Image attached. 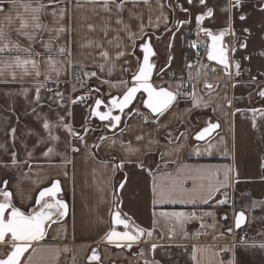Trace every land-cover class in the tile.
Segmentation results:
<instances>
[{
    "label": "crops",
    "instance_id": "obj_1",
    "mask_svg": "<svg viewBox=\"0 0 264 264\" xmlns=\"http://www.w3.org/2000/svg\"><path fill=\"white\" fill-rule=\"evenodd\" d=\"M0 8V192L7 182L12 204L27 212L58 181L69 208L21 264H96L95 251L103 263L130 264L129 252L105 243L115 207L144 231L142 263L264 264V0H0ZM204 30L227 34L230 70L206 56L193 64ZM147 37L157 87L178 94L185 85V97L154 116L142 96L116 133L96 138V98L129 88ZM209 123L218 130L195 140ZM239 211L254 215L250 242L234 230Z\"/></svg>",
    "mask_w": 264,
    "mask_h": 264
},
{
    "label": "water",
    "instance_id": "obj_2",
    "mask_svg": "<svg viewBox=\"0 0 264 264\" xmlns=\"http://www.w3.org/2000/svg\"><path fill=\"white\" fill-rule=\"evenodd\" d=\"M203 35H204V39L206 40V48H207L206 58H207V60L210 61L211 63H214L217 66L223 68L224 70H230L231 69V62H230V54H229V43L226 41L227 34L224 32L215 33V32H212L210 30H206V31L204 30ZM140 50L143 53L142 61H141V64H140V67H139L137 73L131 79V85L129 86V88L121 95L116 94V95H113L109 98H105L104 96H99L96 98V100L92 106L91 120H97L100 124L105 125L107 130H109L110 132L115 131L116 129H118L121 126L124 114L127 111H129L139 101L140 97H142V96H143V99H142L143 108L154 116H158L164 110L169 108L173 104V102L176 100L177 93L175 91H173L167 87H157V85L155 83V77H156V73H157V65L154 62V57L156 56V51H155V48L151 42L150 37L146 38L145 42L140 46ZM146 56L148 58V64L151 65V70H150V73H149V76H148V79L146 82L145 81H138L136 79V76L139 74L140 69L142 67H145L144 58ZM143 83H147L148 85H150L156 92L164 91V92L171 93L172 97H174V98L169 100L167 97H161L160 98L161 104L159 105L158 110L154 112L152 110V108H150L148 106L149 105V93L147 91H145L144 88L141 86ZM133 87H136L138 90L133 95L132 99L129 100L126 105H124L123 110L121 111L120 105L124 104V97L127 95L128 91ZM92 89L94 90L95 87L92 86ZM96 91H98V93H102L99 90H96ZM113 101L116 102L115 105L113 104ZM164 101H166V104L164 103ZM97 113H100L103 115H108L109 119L101 120L100 116L97 115ZM116 116L120 117L119 121L112 119V117H116ZM218 128H219V125L217 123H209L206 127L202 128L195 135L194 138H195V140H197L199 142H204V141L208 140L211 136H213V134L218 130ZM205 129H208V131H205ZM201 133H204V135L198 139L197 137L200 136ZM57 182L58 181H55L51 186L42 189L40 191L38 197H37L35 206L27 212L19 209L18 207H15L10 200L11 195H10V197H8L12 206H14L15 208L24 212L25 215H33V214L41 211L43 205L46 202L47 203H55L56 200H60L64 204H66V206H67L66 207V214L64 216H60L59 212L56 211L55 209L51 210L53 214L51 216V219L48 220L45 224V235H44V237L42 239L32 241L30 243V247L28 248V251H26L20 259V264L22 263L23 259L27 255V253L31 250L33 244L41 242L45 239V237L47 235V231L49 229V226L53 223L63 221L66 218V216L68 215V210H69L68 204L64 199H62L60 197L62 194V189H61V185L59 182H58L59 183V191L56 192L54 196L45 195L44 198L41 199V196H40L41 192H44L47 189L52 188ZM6 188H7V182H5V184L2 188V191L0 192L1 195H3V193H5V192L11 194V192L9 190H7ZM5 202L6 201H1L0 204H3ZM38 206H39V208H37ZM10 213H11V209H8L6 212V216H8V218H10ZM117 213H119V219L121 221H123V223H117V221H116V214ZM241 213H243V217H244L242 220L240 219ZM247 220H248L247 215L243 211H239L235 217L234 230L239 231L240 229L245 227L247 224ZM125 224H127V227L124 226ZM112 227L113 228H112L111 232L108 234V236L105 239V243L112 245L113 247H115L119 250H124V251L130 253L131 250L133 248H135L136 246L140 245V243L145 238L144 231L141 228L133 225L127 218H125L123 216V214L121 213V211H119L117 209V207H115V211L113 213ZM112 232L119 233L120 235L119 236H113L111 241H110L108 239V237ZM124 233H129L130 235L135 236L136 239L132 240V241L121 239L120 236H122ZM9 237H10V234H9ZM8 244L11 245L10 251L7 253V255L5 257H2L0 259H7V257L9 255H11V251L13 250L11 239H7L6 243L0 244V248L2 246L8 245ZM91 258H93V260H91V261L98 262L101 258V254H99L95 251L91 255ZM113 264H115V263H113Z\"/></svg>",
    "mask_w": 264,
    "mask_h": 264
},
{
    "label": "snow or ice",
    "instance_id": "obj_3",
    "mask_svg": "<svg viewBox=\"0 0 264 264\" xmlns=\"http://www.w3.org/2000/svg\"><path fill=\"white\" fill-rule=\"evenodd\" d=\"M191 2V0H189ZM203 2V0H202ZM0 11H3V8H0ZM144 65L139 71V74L136 76L138 81H147L151 65L148 64L147 56L144 58ZM145 91L149 93V107L155 112L158 110L159 105L161 104V97H167L169 100L173 99L171 93L168 92H156L150 85L147 83H143L141 85ZM138 89L136 87L131 88L127 95L124 97V104L120 105L121 111L123 110L124 105L128 103L129 100L132 99L133 95L136 93ZM261 95H264L262 93ZM115 101L113 104L115 105ZM166 104V101H164ZM100 116L101 120L109 119L108 115H103L97 113ZM113 120L119 121L120 117H112ZM45 128L49 127L47 124L44 125ZM215 127V126H214ZM208 131V129H205ZM204 133H201L197 138L199 139L203 136ZM123 187V185H121ZM59 191V183L57 182L52 188L47 189L44 192H41V199L44 198L45 195L54 196L56 192ZM5 196L6 202L0 204V244L6 243L7 239H11L12 248L11 255L7 257V259H0V264H20V259L22 255L28 251L30 247V243L32 241H36L42 239L45 235V224L48 220L51 219L52 211L55 209L59 212L60 216H64L66 214V204H64L60 200H56L55 203H45L42 207V210L33 214V215H25L24 212L12 206L8 197H10V193H3ZM8 209H11L10 218L6 216V212ZM243 213L240 214V219L242 220ZM117 223H123L119 219V213L116 214ZM239 223V222H238ZM127 227V224L124 225ZM10 234V237H9ZM119 233L112 232L108 239L111 241L113 236H119ZM121 239L132 241L135 240L136 237L130 235L129 233H124L120 236Z\"/></svg>",
    "mask_w": 264,
    "mask_h": 264
},
{
    "label": "built area",
    "instance_id": "obj_4",
    "mask_svg": "<svg viewBox=\"0 0 264 264\" xmlns=\"http://www.w3.org/2000/svg\"><path fill=\"white\" fill-rule=\"evenodd\" d=\"M206 46L203 43H199L197 45H194L193 47V59L192 62L195 65H198L206 56ZM187 87L185 85H181V87L179 88V93L177 94L176 99H183L185 97L184 92H186ZM139 113L143 114V111L138 110ZM154 117V116H153ZM149 121H152V117L151 119H148ZM101 127L95 128V136L96 138H107L108 136H111L115 131L110 132L109 130H107V128L104 125H101ZM90 129L92 128L90 126H87ZM116 133V132H115ZM238 241L240 242H250L252 241V235L250 234V230L249 228H247V226L243 227L242 229H240V238L238 239Z\"/></svg>",
    "mask_w": 264,
    "mask_h": 264
},
{
    "label": "flooded vegetation",
    "instance_id": "obj_5",
    "mask_svg": "<svg viewBox=\"0 0 264 264\" xmlns=\"http://www.w3.org/2000/svg\"><path fill=\"white\" fill-rule=\"evenodd\" d=\"M1 201H6L5 197L3 195L0 194V202ZM39 208V206L37 207ZM36 209V208H35ZM6 248V252L4 253V255L0 256V258L5 257L7 255V253L10 251L11 249V245H5ZM131 257H132V264H146V263H142L139 261V246H136L135 248H133L130 252ZM103 256H101L100 260L98 262H96V264H113V262H109V263H103L102 262ZM91 260H93V258H91ZM135 261V262H134ZM139 261V262H138ZM116 264V263H115ZM131 264V263H130Z\"/></svg>",
    "mask_w": 264,
    "mask_h": 264
},
{
    "label": "rangeland",
    "instance_id": "obj_6",
    "mask_svg": "<svg viewBox=\"0 0 264 264\" xmlns=\"http://www.w3.org/2000/svg\"><path fill=\"white\" fill-rule=\"evenodd\" d=\"M254 222V215L252 214V213H248V226L249 227H253V223ZM4 249L2 250V249H0V255L2 256V255H4ZM104 254H105V256H104V262H107L110 258H113L114 257V255L112 254V252L110 251V249L109 248H107V247H105L104 248Z\"/></svg>",
    "mask_w": 264,
    "mask_h": 264
}]
</instances>
